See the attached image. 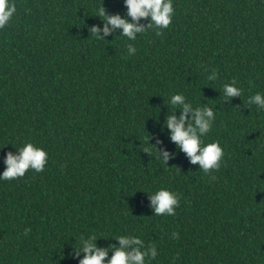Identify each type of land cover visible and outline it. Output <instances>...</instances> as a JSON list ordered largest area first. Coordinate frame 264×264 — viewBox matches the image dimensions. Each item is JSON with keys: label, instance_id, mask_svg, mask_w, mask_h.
<instances>
[{"label": "trees", "instance_id": "trees-1", "mask_svg": "<svg viewBox=\"0 0 264 264\" xmlns=\"http://www.w3.org/2000/svg\"><path fill=\"white\" fill-rule=\"evenodd\" d=\"M10 2L17 11L0 29V175L6 154L26 143L48 162L0 179V264H79L74 248L91 235L98 247L122 235L154 243L146 264H264V110L244 105L264 95V0H172L163 35L149 29L134 41L89 32L103 28L94 16L102 4L127 17L124 0ZM233 77L243 94L226 103ZM175 94L215 113L201 138L224 150L215 180L170 140ZM148 136L175 153L168 166ZM161 188L178 194L175 216L153 213L148 193Z\"/></svg>", "mask_w": 264, "mask_h": 264}, {"label": "clouds", "instance_id": "clouds-1", "mask_svg": "<svg viewBox=\"0 0 264 264\" xmlns=\"http://www.w3.org/2000/svg\"><path fill=\"white\" fill-rule=\"evenodd\" d=\"M124 4L127 8V17H122L119 13L108 14L102 4L94 16L103 20V28L101 29L98 25L91 26L90 35L98 40H104L116 30H120V34L134 41L138 34L149 29H153L156 36H162L163 30L169 28L172 23L175 11L172 0H124ZM16 11L15 3L10 0H0V29L9 24ZM142 18L148 22L141 23ZM127 51L130 55H134L136 48L133 44H128ZM218 76L219 73L213 70L207 76V81L215 82ZM236 84L237 81L233 77L231 83L223 85L222 91L226 103L231 102L234 97L242 96L243 90L236 87ZM252 104L256 105L258 110H264V95L256 93L244 101V105L248 108ZM170 105L173 111L167 114L164 125L169 130L171 142L186 155L192 165H198L206 175H210L211 180H215L216 177L211 173L220 169L225 155L224 150L219 142L204 144L201 139L212 129L216 119L213 109L207 105L193 108L182 94L172 95ZM177 109L180 110L179 116L175 114ZM149 139L148 136L147 143L154 146L156 158L168 166L169 159L175 156V153H170L166 148L157 147L163 143L159 138H156L155 144L149 143ZM142 150L149 156L152 154V149L149 147H143ZM47 162L48 153L43 148L36 147L33 143H26L18 149L17 153L9 151L6 154L4 159L6 168L0 175V179L22 178L29 169L37 173L43 172ZM148 198L155 215H176L175 209L180 202L177 193L161 188L154 194L148 193ZM30 231L25 229V236ZM172 237L179 239V233L173 232ZM97 239L96 235L81 237L80 246L74 248L72 253L74 258H79V264H146V258L154 260L158 255L154 243L145 246V242L136 236H119L115 238L119 242L118 246L111 244L109 247H98ZM81 252L82 258H80ZM109 252L112 253L110 258Z\"/></svg>", "mask_w": 264, "mask_h": 264}]
</instances>
